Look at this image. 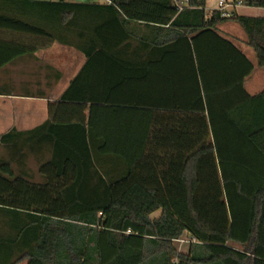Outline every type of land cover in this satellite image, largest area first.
I'll list each match as a JSON object with an SVG mask.
<instances>
[{
	"label": "trees",
	"instance_id": "16d2710c",
	"mask_svg": "<svg viewBox=\"0 0 264 264\" xmlns=\"http://www.w3.org/2000/svg\"><path fill=\"white\" fill-rule=\"evenodd\" d=\"M28 1L73 25L86 62L40 128L43 180L0 163V264H264V90L248 93L255 66L216 29L238 23L264 67V16L222 17L207 0ZM105 18L109 44L135 35L145 49H98ZM6 43L0 67L38 50ZM15 135H0L13 158Z\"/></svg>",
	"mask_w": 264,
	"mask_h": 264
},
{
	"label": "crops",
	"instance_id": "0c3cea01",
	"mask_svg": "<svg viewBox=\"0 0 264 264\" xmlns=\"http://www.w3.org/2000/svg\"><path fill=\"white\" fill-rule=\"evenodd\" d=\"M58 2L59 0H35ZM66 2L109 4L112 0H64ZM218 0H207L206 11L217 9ZM52 5H36L28 0H0V17L16 19L40 28L39 32L23 30L15 32L0 28L3 45L18 44L23 49H38L23 54L0 67V135L16 134L22 141L21 149L25 154L12 157V144L0 141V163L8 162L16 174L29 181L41 182L40 165L50 156L52 142L44 138L40 128L49 118V104L61 99L86 62L80 48L76 47V31L72 26H62L60 17ZM236 13L246 16H264V8L241 5ZM103 21V20H102ZM105 24L100 27V45L98 49H145L138 37L131 36L117 44L107 42L109 33L114 30ZM235 21H225L217 25V32L239 48L255 66L254 71L245 80L249 94L255 95L264 90V67L257 65L254 50L247 44L245 31L239 29ZM91 30L84 31L86 36ZM48 35L55 40L49 41ZM120 39V38H119ZM13 43H10L12 42ZM148 49V48H147ZM253 57L249 55L251 53ZM254 58V59H253ZM17 264H27L21 260Z\"/></svg>",
	"mask_w": 264,
	"mask_h": 264
},
{
	"label": "built area",
	"instance_id": "2783aa9c",
	"mask_svg": "<svg viewBox=\"0 0 264 264\" xmlns=\"http://www.w3.org/2000/svg\"><path fill=\"white\" fill-rule=\"evenodd\" d=\"M176 7L181 10L188 5L189 0H174ZM243 5L242 0H218L217 9L222 17H230L236 8Z\"/></svg>",
	"mask_w": 264,
	"mask_h": 264
},
{
	"label": "rangeland",
	"instance_id": "374dc122",
	"mask_svg": "<svg viewBox=\"0 0 264 264\" xmlns=\"http://www.w3.org/2000/svg\"><path fill=\"white\" fill-rule=\"evenodd\" d=\"M235 25L237 27H239V29H241L238 24H235ZM250 51H251V53L249 56L252 58L253 57L252 49ZM11 154H12V152H11ZM159 215H160V211H157V212L152 214V217H158ZM190 241H191L190 236L187 233H185L180 240H177L174 243H175V246L178 249V251L186 253L188 251Z\"/></svg>",
	"mask_w": 264,
	"mask_h": 264
}]
</instances>
